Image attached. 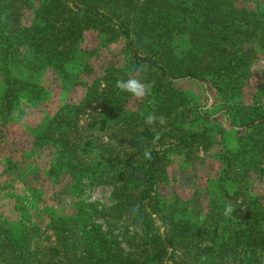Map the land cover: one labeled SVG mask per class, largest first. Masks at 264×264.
Wrapping results in <instances>:
<instances>
[{"label": "trees", "instance_id": "trees-1", "mask_svg": "<svg viewBox=\"0 0 264 264\" xmlns=\"http://www.w3.org/2000/svg\"><path fill=\"white\" fill-rule=\"evenodd\" d=\"M89 31L101 47L123 43V64L55 113L36 139L53 150L48 174L55 182L106 184L111 205L53 210L45 227L26 215L11 224L0 214V264H264V200L250 192L251 175L264 176V70L255 103L244 100L253 63L264 61V0H0V133L28 87L15 70L51 68L68 77ZM129 75L153 84L143 100L116 87ZM185 80L208 86L237 127L236 146L220 150L218 192L201 222L160 194L173 155L226 139L177 86ZM149 113L167 124H146ZM228 206L234 212L226 217ZM115 224L127 234L110 231Z\"/></svg>", "mask_w": 264, "mask_h": 264}, {"label": "rangeland", "instance_id": "rangeland-1", "mask_svg": "<svg viewBox=\"0 0 264 264\" xmlns=\"http://www.w3.org/2000/svg\"><path fill=\"white\" fill-rule=\"evenodd\" d=\"M30 21L31 15L26 12L23 26ZM122 44L101 47L97 34L89 31L79 44L78 64L75 63L76 68L68 77L51 68L39 72L23 67L15 70L16 78L28 87L25 88L27 91L18 88V93L21 92L11 124L0 133V214L9 223L17 224L26 215L33 223L45 227L53 210L65 215L74 213L77 203L95 204L99 209L111 205L112 189L106 184L87 178L76 189L68 178L55 182L48 174L53 150L41 144L36 135L60 109L78 104L95 79L103 76L109 68L123 64ZM22 52L29 54L26 50ZM251 70L249 86L244 91L245 104L250 106L255 103L258 88L263 83L264 61L261 57H257ZM177 86L190 93L202 112L210 116L204 122L210 124L213 122L211 118H215L226 137L222 141L217 135L215 145L208 151L199 149L188 157L173 155L167 166L165 182L160 186V194L165 200L177 201L188 218L201 222L206 219L211 199L218 192L217 183L223 167L220 150L223 145L228 148L236 146L234 129L237 127L231 121L232 116L225 115L226 110L215 101L208 86L191 80L178 82ZM2 90L0 70V96ZM260 102L264 106V98ZM129 107L136 108L135 103L132 101ZM250 181V192L264 200V176L254 173ZM103 225L106 231L110 224ZM109 229L122 237L127 234L122 224Z\"/></svg>", "mask_w": 264, "mask_h": 264}, {"label": "clouds", "instance_id": "clouds-1", "mask_svg": "<svg viewBox=\"0 0 264 264\" xmlns=\"http://www.w3.org/2000/svg\"><path fill=\"white\" fill-rule=\"evenodd\" d=\"M116 87L123 92H127V93L131 94V96H133L137 100H143L147 95H149L151 93V90L153 88V84L152 83H145L141 79L129 75V78L126 80L123 78L118 79L116 82ZM145 123L150 125V126H154L157 123H159V125H161V126H164L167 124V118L162 116V115L157 116L154 113H149L145 117ZM158 139H159V135L157 134V136L154 138L153 142H155ZM143 155H144V158L147 160H150L152 158L150 150H145ZM233 212H234L233 207L228 206L224 209L223 214L226 217H229L233 214Z\"/></svg>", "mask_w": 264, "mask_h": 264}]
</instances>
